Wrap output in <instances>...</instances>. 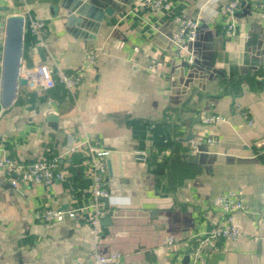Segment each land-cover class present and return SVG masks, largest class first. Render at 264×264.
Listing matches in <instances>:
<instances>
[{"label": "crops", "instance_id": "crops-1", "mask_svg": "<svg viewBox=\"0 0 264 264\" xmlns=\"http://www.w3.org/2000/svg\"><path fill=\"white\" fill-rule=\"evenodd\" d=\"M137 2L126 0L123 9L104 16L91 37L67 23L68 0H0V28L20 11L19 3L47 23L41 37L24 23L19 67L45 61L71 70L87 47L100 50L75 90L18 83L3 101L0 154L25 162L58 156L65 178L16 190L0 167V264H92L94 250L119 252L115 264H188L189 235L219 218L209 201L231 188L245 195L246 209L235 213L244 234L223 241L204 264H264V151L256 144L264 139V10L245 2L237 33L226 36L225 0H170L163 12ZM174 14L199 22L189 50L179 55L170 41ZM132 58L161 63L148 73ZM0 89L2 97V75ZM209 110L227 119L203 126L197 119ZM190 129L194 139L214 137L208 152L215 157L193 161ZM88 144L111 150L108 213L97 239L89 224ZM143 150L145 158L136 154ZM43 205L62 213L38 222L33 211ZM71 209L74 216L67 214ZM168 234L176 239L170 250L162 246Z\"/></svg>", "mask_w": 264, "mask_h": 264}, {"label": "built area", "instance_id": "built-area-1", "mask_svg": "<svg viewBox=\"0 0 264 264\" xmlns=\"http://www.w3.org/2000/svg\"><path fill=\"white\" fill-rule=\"evenodd\" d=\"M22 2V0H16ZM242 0H225L222 17L224 23L222 25L223 33L226 36L235 35L237 33L236 18L241 10ZM251 7L264 10V0H245ZM137 4L152 12H163L170 7V0H138ZM20 5V11L14 12L24 17V23L32 34L41 37L47 31V23L44 19L30 16L26 6ZM24 6V7H23ZM27 16V19H26ZM172 21L176 25L171 35L170 41L174 48L187 51V43L194 41L197 36L199 22L195 18H191L185 14H174ZM4 45H5V26L0 28V76L3 74L4 66ZM136 50L137 47H134ZM100 50L97 47L89 46L85 49L80 63L71 70L54 64H48L45 61H39L32 66L23 65L19 67V77L26 79V83L36 86L40 90L46 91L56 84H60L68 90H75L81 81L90 73L95 65ZM132 65L137 69H141L148 73H153L161 61L157 58H150L147 62L140 59L132 58ZM241 115L252 123V119L248 116L245 109L237 105ZM3 101L0 89V115L2 114ZM227 118L221 113L214 111H205L200 115V121L203 126L225 121ZM207 145L213 144L215 141L212 135L204 136L202 140L194 138L190 139L191 151L195 152L200 142ZM77 146V145H76ZM74 146H70L67 150L73 151ZM88 166L91 175V207L92 213L89 218V224L92 227L93 236L97 239L100 236V225L102 220L108 213V198L110 196L107 185V164L106 157L110 153V149L97 145L88 144ZM264 151V149H263ZM136 154L145 158L146 151H136ZM0 167L4 169L8 176L10 185L20 190L26 184H43L49 185L55 181H61L65 178L64 170L59 165L58 156L51 158H35L30 161H19L8 153L0 154ZM209 208L219 213V218L213 220L210 225L206 226L200 232L189 235L185 254L188 256V264H204L207 259L222 247L225 240H236L244 234L242 229L235 222V213L246 209L245 195L240 188H231L220 191L209 201ZM62 210L51 205H43L34 209L33 217L38 222H52L59 218ZM69 216L75 215V210L67 211ZM255 239V237H252ZM176 243L174 235L168 234L162 240V246L165 249H171ZM121 254L117 251L102 252L94 250L91 253L92 264H115Z\"/></svg>", "mask_w": 264, "mask_h": 264}, {"label": "water", "instance_id": "water-1", "mask_svg": "<svg viewBox=\"0 0 264 264\" xmlns=\"http://www.w3.org/2000/svg\"><path fill=\"white\" fill-rule=\"evenodd\" d=\"M245 4V0L241 1V7ZM126 6V0H68L65 14L67 23L70 26H76L79 32H88L89 36L94 37V32L98 29L100 22L104 16H110L116 10L123 9ZM24 17L18 13H11L5 19V45H4V66L2 74V101L10 100L14 94L16 85L25 84L27 81L23 77H19L20 57L22 51ZM170 36V35H169ZM188 42L187 50H189ZM180 48L174 49V54L179 55ZM173 67H177L173 59ZM171 61V62H172ZM200 117L197 119V121ZM188 139L193 138L191 129L189 130ZM264 149V139L256 143ZM208 145L200 142L194 154L193 161L206 162V158L215 157L214 153L208 152ZM227 159L235 161L253 160L255 157L226 155ZM188 256L185 255L183 262L185 263Z\"/></svg>", "mask_w": 264, "mask_h": 264}]
</instances>
